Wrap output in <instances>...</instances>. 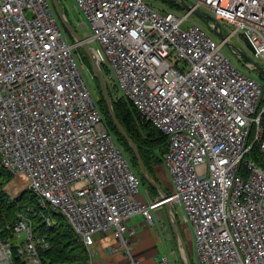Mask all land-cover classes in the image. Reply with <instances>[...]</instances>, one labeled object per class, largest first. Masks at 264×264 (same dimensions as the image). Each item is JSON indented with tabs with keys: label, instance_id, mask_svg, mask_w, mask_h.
<instances>
[{
	"label": "built area",
	"instance_id": "2783aa9c",
	"mask_svg": "<svg viewBox=\"0 0 264 264\" xmlns=\"http://www.w3.org/2000/svg\"><path fill=\"white\" fill-rule=\"evenodd\" d=\"M185 1L212 15L223 38L183 26L191 12H161L146 0H72L113 99L119 94L139 123L167 138L172 190L145 202L51 0H0V169L26 175L39 209L65 216L89 264L97 234H112L130 255L128 220L141 214L153 227L165 203L191 230L192 264H264V169L245 159L255 142L264 151V84L223 53L229 47L255 70L230 45L242 34L251 59L264 65V0ZM13 230L21 260L43 264L38 250L49 245L33 236L30 220L20 216ZM0 264H13L12 246L1 239Z\"/></svg>",
	"mask_w": 264,
	"mask_h": 264
},
{
	"label": "trees",
	"instance_id": "16d2710c",
	"mask_svg": "<svg viewBox=\"0 0 264 264\" xmlns=\"http://www.w3.org/2000/svg\"><path fill=\"white\" fill-rule=\"evenodd\" d=\"M146 1L149 5L158 9L155 5L156 2ZM187 2L188 1H186V3ZM159 3L168 7V9L180 10L183 8L182 4L177 0H163ZM158 10L161 12L173 11ZM210 23L211 22L208 21L206 25L201 26L213 34V31L209 26ZM256 71L257 70L255 69V72ZM102 72L106 77L107 72L104 68L102 69ZM257 75L259 79L261 78L264 80V75H261L259 71H257ZM252 78L260 82L257 78ZM107 84L116 118L125 129L128 136L136 144L146 172L150 177H154L155 169L159 166H163L164 154L168 151L166 136L148 123H139V116L135 107L122 97L118 100L113 99V86L109 80L107 81ZM100 88L101 85L99 84L97 88L98 90L95 92V90L91 87L96 103L103 114L105 125L115 137L118 145L124 149L125 154L131 161L136 174L141 178L142 184H144L146 182L140 174L137 159L134 156L131 146L125 141L111 120L105 102L102 98ZM263 104L264 102H261V105ZM253 140L254 133L249 138L250 143H252ZM245 159L252 160L256 165L264 169V151L261 149L259 143H253L252 149L246 154ZM8 175H10V173L0 169V239L2 241L10 242L12 246L13 264H25V262L21 260V257L17 255L16 244L18 243V240L13 230V225L20 220V216H24L30 220L33 236L45 238L49 245L47 249L40 248L38 250L43 264H89V257L86 248L80 237L68 223L65 216L52 211H41L39 209V199L28 189L23 191L19 197L11 198L3 188V184L8 183L9 181L6 177ZM147 192L149 195H152V197H155L156 195V190L151 185L147 186ZM165 192L166 194L170 193L168 190H165ZM46 216L53 218L55 222L53 227H49L46 223Z\"/></svg>",
	"mask_w": 264,
	"mask_h": 264
},
{
	"label": "crops",
	"instance_id": "0c3cea01",
	"mask_svg": "<svg viewBox=\"0 0 264 264\" xmlns=\"http://www.w3.org/2000/svg\"><path fill=\"white\" fill-rule=\"evenodd\" d=\"M167 176L169 177L164 167L159 166L155 169L154 177H151V179L156 181L164 191H171L170 178H167ZM167 180L170 183L169 189L165 186ZM155 190V197H152L147 190H144L145 193H141L143 200L150 202L159 198L160 194L156 188ZM155 214L158 215L159 221L153 227L147 226L141 214H136L128 220L130 231L125 236V239L129 243L130 255L126 254L123 249L117 247L116 239L112 234H97L94 245L91 247L92 264H129L131 258L136 259L139 264H160L163 256L167 254V249L169 251L172 249L173 244L171 238L173 239V232L167 228L165 223V219L169 223L167 210L163 207L156 210ZM173 240L176 243V240ZM112 249L113 251H111ZM171 264H174V261Z\"/></svg>",
	"mask_w": 264,
	"mask_h": 264
},
{
	"label": "rangeland",
	"instance_id": "374dc122",
	"mask_svg": "<svg viewBox=\"0 0 264 264\" xmlns=\"http://www.w3.org/2000/svg\"><path fill=\"white\" fill-rule=\"evenodd\" d=\"M160 1L163 0H148V2H156L155 5L158 9L162 10V11H168V10H173L177 13V15H183L184 13H186V11L184 10V8L180 9V10H175V9H168V7L164 6L163 4L159 3ZM61 2V7H62V11L66 14L67 18L69 19V21L71 22V24L73 25V27L75 28L77 34L79 35L80 38H84L85 35L88 33L87 28H81L80 24L78 23V17L76 15V13L72 10V0H60ZM187 5L190 6V3L187 2ZM64 6V7H63ZM208 21L207 20H203L200 19L199 17H196L195 15H191L190 19H188L183 26H187L191 23H195L198 25H206ZM210 22V21H209ZM225 36L228 35V33H224ZM216 39L220 40L217 36H215ZM69 41L72 42L73 44L75 43V40L73 37L69 36ZM231 47H233L234 49H236L237 51H239L240 53H242L243 55H245L248 58H251V52L246 48V46L244 45L243 41L241 40V38L239 37V35L235 36L231 42H230ZM76 53L80 56L81 62L84 64V76L85 79L88 83L89 86H91L95 92L96 90H98V86L100 84V81L98 80V78L94 75V72L92 70L91 67V62L90 59L88 57V54L84 51V49L80 46H76ZM223 53L226 54L228 56V58L232 61V63L242 72L246 73V75L248 76H252L257 78L260 82L264 83L263 79H259L258 75H257V71L255 72L252 71H248V69L242 65V63L238 60V57L236 55H234L232 53V51L229 49V47H225L223 49ZM245 62H248L246 59H243ZM264 66V65H263ZM254 72V73H253ZM101 91V88H100ZM115 98L116 100L120 99V95L115 93ZM9 181L8 183H4L3 184V188L5 190V192L11 197H19L23 191L28 189L29 186V179L27 178L26 175L24 174H13V175H8L6 176ZM167 178H169L167 176ZM3 180V179H2ZM5 181V180H4ZM2 184V183H1ZM149 184L146 182L144 184H141L140 186V192L145 193V191L147 190V186ZM165 186L169 189L170 187V183H168V180L165 184ZM145 190V191H144ZM174 214H175V218L177 223H179L180 228H181V232L183 234V240L185 242L186 248H187V252L189 254L190 260L192 261V263H194V254H193V246H192V236H191V230L188 227V225H184V222L181 219L182 213L180 211V209L177 207L176 209H173ZM165 223L167 225V228L171 229L170 224L168 223V221L165 219ZM172 230V229H171ZM173 236V234H172ZM174 239V237H173ZM171 238V242H172V249L171 251H169L167 249V254L165 256H163V258H166L168 260V264H171L172 261H174V264H182V260H181V256H180V252L178 250V245L177 243H174V240Z\"/></svg>",
	"mask_w": 264,
	"mask_h": 264
},
{
	"label": "water",
	"instance_id": "95a60500",
	"mask_svg": "<svg viewBox=\"0 0 264 264\" xmlns=\"http://www.w3.org/2000/svg\"><path fill=\"white\" fill-rule=\"evenodd\" d=\"M177 1L182 4V6H183V8H184V10L186 12H191L193 15H195L196 17H199L200 19H204V20H207V21H210V22H214V28H212V31L216 34V36L219 39L223 38V35L217 31L218 24L215 22V20H214L212 15L205 14L203 12H200V11L196 10L192 6L187 5L185 0H177ZM51 3H52L53 8H54V10L56 12V15L59 18L60 23L62 24L64 29L67 31V33L71 37L74 38V40H75L74 45L77 46V44H79V46L82 47L84 49V51L88 54V57L90 59L91 67H92V70L94 72V75L100 81L101 94H102V98H103V100L105 102L106 108L108 110V114H109L111 120L113 121L114 125L117 127V129L119 130V132L121 133V135L125 139V141L131 146V149H132V151L134 153L135 158L137 159V162H138V165H139V168H140V174L144 178L145 182H147L149 185L155 187L158 190V192L160 194V197L165 199L167 197L166 192L162 189V187H160V185L156 181L151 179V177L148 175V173L145 170L143 161L141 159V156L139 154V151H138V148H137L136 144L128 136L127 132L125 131V129L122 127V125L120 124V122L116 118V115L114 114L113 107H112L111 97H110V94H109V91H108V84H107L106 77L104 76L101 68L98 66V64L94 60L88 45L82 40V38L79 37V35L77 34V32H76L75 28L73 27V25L67 20L68 18H66V15L62 12L59 0H51ZM239 37L243 41V43L246 46V48L252 54L255 53L254 49L251 46V44L248 41V39L245 38L242 34H239ZM240 54H241L243 59H246L248 62H251L254 65L255 69L257 71H259L261 75H264V66L258 64L257 62H255L251 58L246 57L242 53H240ZM163 207L168 212V218H169V223H170V226H171V229H172V232H173V237L176 240L177 245H179V247L181 248L180 256H181V260H182L183 264H192V262L190 260V257H189V254L187 252V248H186L185 242L183 240V235H182V232H181L180 225L177 223V221L172 217V215L170 213V205L168 203H165ZM182 251H183V254H182Z\"/></svg>",
	"mask_w": 264,
	"mask_h": 264
},
{
	"label": "bare ground",
	"instance_id": "6f19581e",
	"mask_svg": "<svg viewBox=\"0 0 264 264\" xmlns=\"http://www.w3.org/2000/svg\"><path fill=\"white\" fill-rule=\"evenodd\" d=\"M182 254H183V251H182Z\"/></svg>",
	"mask_w": 264,
	"mask_h": 264
}]
</instances>
